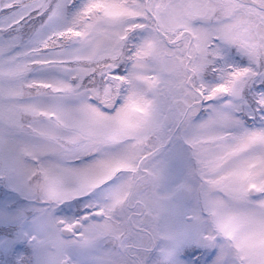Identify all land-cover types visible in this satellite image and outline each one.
Masks as SVG:
<instances>
[{
    "label": "snow or ice",
    "instance_id": "obj_1",
    "mask_svg": "<svg viewBox=\"0 0 264 264\" xmlns=\"http://www.w3.org/2000/svg\"><path fill=\"white\" fill-rule=\"evenodd\" d=\"M0 264H264V0H0Z\"/></svg>",
    "mask_w": 264,
    "mask_h": 264
}]
</instances>
